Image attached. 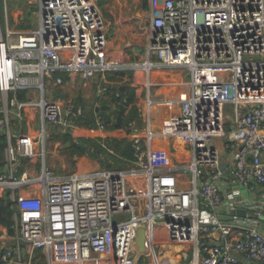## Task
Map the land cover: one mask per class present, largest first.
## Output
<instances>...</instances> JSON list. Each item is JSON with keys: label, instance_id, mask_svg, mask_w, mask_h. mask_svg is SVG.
<instances>
[{"label": "built area", "instance_id": "obj_1", "mask_svg": "<svg viewBox=\"0 0 264 264\" xmlns=\"http://www.w3.org/2000/svg\"><path fill=\"white\" fill-rule=\"evenodd\" d=\"M146 2L147 71L189 75L179 113L157 129L156 103L173 101L149 96L136 104L144 136L130 124L131 161L62 175L47 162L50 127L90 128L80 122L83 104L53 95L64 74L71 82L99 75L109 89L105 74L120 66L109 22L97 0H29L39 6L36 28H14L7 9L2 27L0 14V198L9 191L16 210L14 233L0 226V264H38V253L47 264H171L175 243L191 251L189 264H264V0ZM97 124L106 129L100 116ZM160 139L182 141L179 162L156 147ZM26 161H40L41 173L29 175ZM239 208L256 217L233 214Z\"/></svg>", "mask_w": 264, "mask_h": 264}, {"label": "rangeland", "instance_id": "obj_2", "mask_svg": "<svg viewBox=\"0 0 264 264\" xmlns=\"http://www.w3.org/2000/svg\"><path fill=\"white\" fill-rule=\"evenodd\" d=\"M146 0H97L99 7L101 8L104 16L111 22L110 24V40L109 45L112 52L113 58H119L120 66L117 70L128 71L135 73V71L139 70L138 78H137V85L138 87H142L143 89V97L146 98V95L149 93V96L158 99V100H168L173 98L174 95L178 94V98H182L187 93V85L183 86H170V87H163L162 85H157L158 81L164 80L165 83L169 81L166 78V73L158 72L156 78L154 79L153 75L155 71H152L149 74L147 71V67L145 64L148 61V51L145 43L142 42L137 36H133L132 31H129L127 28V24H131L135 26V22L138 21V18L141 16L143 11L148 10L145 7ZM33 5V7H32ZM39 6L35 5V3L30 4L29 0H1L0 6V14H1V25L5 27L6 24V9L8 10V21L11 26L18 29H28V28H36L39 26V20L37 18V11ZM122 12V16L120 13ZM136 32V31H135ZM137 32H141L138 28ZM153 61L157 60L156 56L152 58ZM161 71V70H159ZM185 76V81L188 79L186 70L181 71ZM108 76L111 78L113 71L107 72ZM180 75V74H177ZM181 76V75H180ZM163 77V78H162ZM161 79V80H160ZM67 83V82H66ZM49 89L48 97L53 95L52 89L50 85H47ZM185 89V91H183ZM183 91V92H182ZM182 92V93H181ZM55 99H63V98H74L81 104H85L87 107H92L94 105H103L98 98H92L90 100H86L85 97L81 95V92L77 91L74 88L72 91L66 89L65 91H61L59 88L55 90V94L53 95ZM82 101V102H81ZM83 104V105H84ZM98 107V105H97ZM157 107V106H156ZM180 110V109H179ZM179 110L174 111L171 113V116L166 119L163 118L162 122H160L159 126L155 122V126L157 129L165 130L167 129L166 123L168 120H171L173 116H177ZM155 111V108H154ZM173 112V109L171 110ZM228 112L231 113V109H228ZM143 125L144 121L142 120V125H136L139 129V134L143 135ZM16 126L18 128L23 129L24 127L16 122ZM89 128V127H88ZM59 127H50L46 148H47V162L52 169L59 175L66 174L68 170L73 169L76 166V157L70 158L69 154L64 150L63 144H58L55 146V142L53 139L54 134L56 133ZM91 129V128H90ZM78 133V132H77ZM86 133V134H85ZM82 133L84 135H73L75 137L83 136V137H93L90 132ZM121 136V135H119ZM121 138V137H120ZM59 142V141H58ZM181 144V143H180ZM157 148L166 150L168 154H170L173 163L179 162V157L181 151L179 141H173L171 139H160L156 145ZM183 147V146H182ZM177 149V150H175ZM68 156H67V155ZM37 161L36 163L25 162L23 163L24 169L29 170V175L37 176L41 173V163ZM229 191H233L232 183H229ZM264 227V224L262 225ZM190 256L192 257L191 251H189ZM141 264H146V261H142Z\"/></svg>", "mask_w": 264, "mask_h": 264}, {"label": "trees", "instance_id": "obj_3", "mask_svg": "<svg viewBox=\"0 0 264 264\" xmlns=\"http://www.w3.org/2000/svg\"><path fill=\"white\" fill-rule=\"evenodd\" d=\"M1 6V0H0ZM33 7V5H32ZM130 74V72L122 71L121 76ZM64 78L67 80L68 76L64 74ZM111 91L110 100H103V105L97 107H87L86 109L87 119L80 121L89 128H98L97 118L106 123L107 130L126 129L131 131V123L136 121V125H142V118L139 115L138 107L136 105V89L131 86L130 83H124L120 85H109ZM20 100L26 99L25 92H19ZM82 102V101H81ZM115 105V106H114ZM131 105L130 109L127 106ZM53 138L61 141L65 147L64 150L70 157L88 155L93 159L100 162L102 167L111 168L114 166H125L127 162L133 159L134 147L128 142L127 139H116L111 137H74L70 131H66L63 128L57 129ZM0 146V154L6 145L5 139L2 138ZM109 148L114 149L116 154H111ZM2 155H0L1 157ZM25 159H22L24 162ZM23 168H20V173ZM9 191H7L4 197L0 198V226H5L9 232L14 233L13 226L15 224L16 210L11 207V201L8 199ZM39 264H46L40 262Z\"/></svg>", "mask_w": 264, "mask_h": 264}, {"label": "crops", "instance_id": "obj_4", "mask_svg": "<svg viewBox=\"0 0 264 264\" xmlns=\"http://www.w3.org/2000/svg\"><path fill=\"white\" fill-rule=\"evenodd\" d=\"M145 7L148 8V10L142 12L141 16L138 18V21L135 22V26H133L131 24H127L128 25L127 28L129 31H132L133 36L134 35L137 37L141 36L139 38L142 39V42H144V43L146 41V46H148L150 35H151V27H150L151 12H150L149 6H148L146 1H145ZM120 16H122V12L120 13ZM108 22L110 25L111 22L110 21H108ZM138 28L141 30V32H137ZM138 71L139 70L135 71V73L130 72V74H127L125 76H121L120 73L122 72V70L119 69V70L113 71L111 78L108 76L107 73L105 74V77H106V81L109 85H120V84H124V83H130L131 86L135 87V89H136V104H144L145 99H147L149 97V93L146 95V98L143 97V95H142L144 93L143 89H142V87L140 88L137 85V78H138V73H139ZM156 71L157 72L154 73L156 75H153V77L155 76L154 79L156 78L158 72H160V74L166 73V78L169 80L165 83L164 80L160 79L161 81H158L156 83L157 85H162L163 87H166V86L170 87V86H183V85H186L188 83L189 75L187 76L188 79L185 81L186 78L183 75V73L181 72V71H184L183 69L167 68V69H161V71H159V70H156ZM125 72H128V71H125ZM177 74H180L181 76L177 75ZM101 82H102V79L99 75L90 79L89 81H83L82 79L77 78L71 82L69 77H68L67 83L65 85L57 87V89L59 88L61 91H65L66 89H68L69 91H72L74 88H76L77 91L81 92V95L83 97H85L86 100H90L92 98L97 97L98 101H100L102 104L103 100H110L111 91H110V89H108L106 91H102V89H100V87H99ZM183 91H185V89ZM155 100L159 101L158 99H155ZM168 100L173 101L172 104L169 106H167L166 104H160L159 102H157L155 105V111H154L153 116H154V122H156V124H158V126H159L160 122H162L165 115H166V117L168 116V118H169L171 116V113H174V111L179 110V108L181 106V102H180V99L178 98V94L174 95L173 98H170ZM161 101H164V100H161ZM97 105L100 106L99 103H97ZM172 109H173V112L171 111ZM166 117L164 119H166ZM55 127H58V126H55ZM85 132H90L93 134L91 136L100 137V138L111 137V138H116V139H127V137L130 135L129 131L126 129H115V130L105 129V130H101V129H97V128L86 129V128L82 127V128H77V129L71 131L72 135H78V134L84 135L82 133H85ZM119 135H121V136H119ZM58 141L59 140H54V142H55L54 144L56 147L61 142V141H59V142ZM178 141H179V145H180L179 149H182L181 151H183V147H182L183 143L180 140H178ZM61 144H63V143L61 142ZM63 146H65V145L63 144ZM3 154H4V148H3V151L1 152L0 155H3ZM70 158H72V157H70ZM80 161H82V163H83V168H80ZM75 167L77 169H79L80 171L86 172V171H92V170L100 169L101 164L98 160L93 159L87 155H84V156H78L76 158V166ZM73 169L68 170L66 172V174H69ZM2 227H5V226H2ZM262 230L264 231V227H262ZM38 254H39L38 264L40 262H45L47 264L45 256L40 254V253H38ZM166 256L169 257L171 264H189L190 260H191L189 250L187 249L186 245L182 244V243H175V244L171 245L169 247L167 253H166ZM244 261L247 262V260H245V259H244Z\"/></svg>", "mask_w": 264, "mask_h": 264}, {"label": "water", "instance_id": "obj_5", "mask_svg": "<svg viewBox=\"0 0 264 264\" xmlns=\"http://www.w3.org/2000/svg\"><path fill=\"white\" fill-rule=\"evenodd\" d=\"M227 167L228 165L226 163H222L220 168L222 171H224L225 176L229 177L230 173L227 171ZM233 214H237L243 217L248 216L250 218L256 217V215L253 212L248 211L245 208H239L235 210ZM220 219L225 220V221L232 220L233 215H220ZM137 245H138V249L140 252L146 251V231L143 227H141L138 231ZM250 264H262V263L257 262V261H251Z\"/></svg>", "mask_w": 264, "mask_h": 264}, {"label": "bare ground", "instance_id": "obj_6", "mask_svg": "<svg viewBox=\"0 0 264 264\" xmlns=\"http://www.w3.org/2000/svg\"><path fill=\"white\" fill-rule=\"evenodd\" d=\"M149 65V63H147L146 64V66H148ZM182 142V141H181ZM80 168H83V163H82V161H80Z\"/></svg>", "mask_w": 264, "mask_h": 264}]
</instances>
